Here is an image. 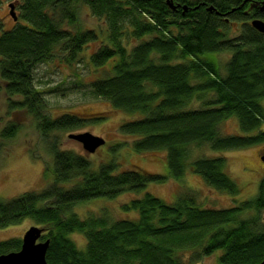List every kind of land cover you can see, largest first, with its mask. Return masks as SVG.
Here are the masks:
<instances>
[{"label": "trees", "instance_id": "16d2710c", "mask_svg": "<svg viewBox=\"0 0 264 264\" xmlns=\"http://www.w3.org/2000/svg\"><path fill=\"white\" fill-rule=\"evenodd\" d=\"M249 1L259 3L174 0L180 5L171 9L166 0H16L20 14L13 16L14 25L0 24V91L9 96L11 110L32 115L46 138L86 125L87 119L75 114L45 113L33 75L37 63L58 53L71 61L99 39L96 29L78 26L83 3L107 25L108 44L91 54V62L102 66L118 57L112 75L91 81L93 94L116 109L144 114L120 128L135 136L134 150L165 151L173 177L184 176L190 165L209 187L236 196L240 187L226 172L225 155L189 159L194 147L225 151L264 143V33L251 23L264 12L244 11ZM229 14L239 23L236 37H230ZM223 52L232 54L225 73L208 55ZM13 95L22 99L12 100ZM194 100L201 106L187 109ZM232 116L243 133L223 135L220 125ZM18 128L11 121L1 135L13 136ZM59 146L54 140L49 149L57 184L0 201V228L31 218L45 229L48 264H196L216 252V264L264 259V178L256 196L227 208L202 206L192 193L168 203L147 191L121 206L137 216L82 218L74 211L79 203L137 195L167 176L138 167L116 171L113 161L96 169L86 155ZM248 211L253 214L245 216ZM73 232L85 236L84 248L72 240ZM21 246L20 238L1 240L0 254Z\"/></svg>", "mask_w": 264, "mask_h": 264}, {"label": "rangeland", "instance_id": "374dc122", "mask_svg": "<svg viewBox=\"0 0 264 264\" xmlns=\"http://www.w3.org/2000/svg\"><path fill=\"white\" fill-rule=\"evenodd\" d=\"M14 2L16 0H0V24L4 29L12 27L16 21L9 12L10 4ZM18 4L17 2L16 6ZM79 9L78 26L96 29L100 35L99 39L86 44L71 61L58 53L47 61L37 63L33 75L34 84L45 100V113L51 118L71 113L86 118L87 123L71 131H53L50 137L46 138L39 133L34 118L26 109L11 110L9 96L2 89L0 91V201L12 199L26 192L41 191L57 184L52 172L53 154L49 150L50 143L54 140L62 149L86 155L96 169L101 163L113 161L117 164L116 171L138 167L151 173L167 176L163 182L148 183L146 190L137 195L124 192L113 199L98 198L79 203L74 207V211L82 218L104 214L109 218L117 219L137 216L136 211H125L121 206L134 196H142L147 191L168 203L175 202L180 195L192 193L198 204L216 208L231 207L241 200L256 196L264 178V162L261 160L264 143L225 151H216L208 146L192 148L189 161L200 156H226V172L240 187V192L236 196L209 187L190 165L184 176L173 177L168 168L165 151L137 152L134 150L132 143L135 136L123 133L120 128L124 122L137 119L144 114L116 109L109 101L93 94L90 87L91 81L112 75L113 65L118 57L108 60L102 66H95L91 62V54L99 46L108 44L107 25L103 19L92 15L87 5L80 3ZM14 10L19 16V7ZM239 33L240 30L236 29V25L230 27V37H236ZM126 42H128L127 38L124 39V43L129 46L130 44ZM138 42L134 40L135 44ZM208 55L219 61L221 72L225 73V63L230 59L231 52ZM11 99L21 100L22 97L13 95ZM201 104V101L194 100L193 106L191 103L186 108L200 107ZM11 121L17 122L18 130L13 136H2V130ZM220 130L223 135L243 133L235 116L225 120L220 125ZM87 131L105 139V143L92 153L87 152L81 142L69 137L71 133ZM69 183L66 184L69 185ZM252 214V211H248L245 216ZM261 216L263 219L264 210ZM31 226L42 227L35 220L25 218L20 223L0 228V241L10 238L22 239ZM70 237L79 248L85 247L87 241L82 233L73 232ZM217 255L216 252L212 256L204 257L202 262L216 264Z\"/></svg>", "mask_w": 264, "mask_h": 264}, {"label": "water", "instance_id": "95a60500", "mask_svg": "<svg viewBox=\"0 0 264 264\" xmlns=\"http://www.w3.org/2000/svg\"><path fill=\"white\" fill-rule=\"evenodd\" d=\"M171 9H176L174 0H166ZM11 15L14 19H17L15 14L14 3L10 4ZM187 8V5H184ZM212 7H210L211 9ZM262 10L264 11V2L262 4ZM253 27L258 31L264 33V19L254 18L251 21ZM70 138H73L82 143L87 152H95L98 147L105 143V139L102 136L93 134L89 131L82 133H71ZM261 160L264 162V150L261 154ZM44 232L43 227L31 226L22 237V246L17 251H11L9 253L0 254V264H48L46 260V253L50 244V240H40ZM196 264H208L207 262H198ZM264 264V259L258 263Z\"/></svg>", "mask_w": 264, "mask_h": 264}, {"label": "flooded vegetation", "instance_id": "af4514ba", "mask_svg": "<svg viewBox=\"0 0 264 264\" xmlns=\"http://www.w3.org/2000/svg\"><path fill=\"white\" fill-rule=\"evenodd\" d=\"M257 2H259L257 5H255V3H253L252 1H249L247 4V6H246V8L244 9V11H246V12H248V10H255V9H257V8H260V10L262 11V12H264L263 10H262V4H263V2H264V0H256ZM179 5L180 4H176V7H179ZM15 8H16V5H15ZM240 10H243V8H241ZM10 12V11H9ZM10 15H11V13H10ZM12 16V15H11ZM228 17H225V18H227V20H228V22L229 23H232V24H234V25H238L239 23L238 22H236V21H231L230 19V14L229 15H227ZM259 18V17H258ZM262 19H264V18H262Z\"/></svg>", "mask_w": 264, "mask_h": 264}]
</instances>
